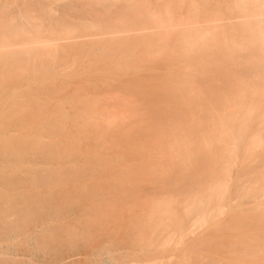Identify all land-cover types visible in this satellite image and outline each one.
Instances as JSON below:
<instances>
[{"label":"rangeland","instance_id":"1","mask_svg":"<svg viewBox=\"0 0 264 264\" xmlns=\"http://www.w3.org/2000/svg\"><path fill=\"white\" fill-rule=\"evenodd\" d=\"M225 5L223 0H0V18L17 16L19 19L25 11L33 10V15L40 17L38 21L43 24L41 30L35 32L43 43L33 44L39 53L37 58L26 60L28 56L23 55L21 61L11 67L0 64V120L3 102L9 98L13 108L37 101L44 107L45 115L52 114L54 103L61 104L69 115L68 131L78 139L80 152L103 143L112 158L104 166L85 164L73 158L65 164L47 159L35 150L24 162L14 165L8 175L18 178L30 175L35 181L49 175L51 179L44 178L45 182L68 189H77L89 181L101 187L120 182L127 195L124 198L117 195L113 203H117V220L121 225L117 238H126L131 215L146 209L152 195L150 188L156 190L161 186L148 180L144 171L151 164L159 169L167 161L172 134H181L180 127L185 128V121H196L200 116L202 111L196 108L197 102L208 98L214 105H231L236 95L228 94L225 89L227 79L232 89H236L239 81L246 82L247 85L239 86L244 88L255 80L251 75L245 77L242 71L252 66L258 68L253 63L259 64L255 55L262 54L260 46L247 41L249 35L242 32L244 28L225 25L226 17L232 15L227 14ZM46 9L51 11L46 12ZM122 17L134 22L126 26L120 21ZM246 25L244 30L250 32L248 22ZM254 32L255 27L250 35L252 39L261 40ZM202 34L204 37L198 44L206 43L204 50L192 49L188 43ZM30 45L14 47L21 49ZM206 49L217 51L208 54ZM233 58L236 63L232 64ZM27 61L40 70L46 66L44 70L49 72L32 77L16 69ZM222 96L224 100H220ZM237 99L244 100V97L237 96ZM85 113L114 119L112 125L103 124L99 128L104 139L101 140L100 133L91 126H84L85 131L78 133L81 114ZM52 129L51 123L43 127V135L38 133L42 135L41 142L49 146L52 142L66 140L63 133L44 135ZM8 134L13 138L20 136L16 130ZM261 150L259 148L257 153ZM75 166L83 167V175L68 180L64 173L65 183L54 182L56 171H68ZM4 169L0 158V191L6 188L2 179ZM138 169L140 174L137 175ZM230 178L229 187L235 176ZM227 195L230 204L224 202V210L237 202L232 191L227 190ZM136 202L140 206H136ZM86 203L57 211L59 219L43 222H26L21 212L9 211L5 215L0 211V235L10 234V228L16 225L20 230L18 235L8 239L0 236V264H50L49 254L41 255L37 245L44 236L55 234L61 239L64 230L76 229L77 223L84 225L89 211ZM206 227L205 224L199 231ZM102 239L103 235L96 242ZM21 247L27 248L26 251ZM90 248L89 244L80 250ZM171 253L168 249L164 261L179 259ZM101 257L82 253L75 256L83 264Z\"/></svg>","mask_w":264,"mask_h":264},{"label":"bare ground","instance_id":"2","mask_svg":"<svg viewBox=\"0 0 264 264\" xmlns=\"http://www.w3.org/2000/svg\"><path fill=\"white\" fill-rule=\"evenodd\" d=\"M223 1L227 14H232L226 17L225 25L246 29L248 22L250 32L244 29L242 32L248 33L247 41L251 45L260 46L262 54L255 55L259 64L253 63L258 70L252 66L242 71L247 75L245 77L251 75L255 80L250 87L244 88L239 86L247 85L246 82L239 81L236 89H232V83L227 79L225 89L228 94L236 95L231 105H214V101L208 98L197 102L196 108L202 111L200 116L196 121H185V128L180 127L181 134H172L167 161L159 169L151 164L144 171L148 180L162 187L156 190L150 188L152 195L147 207L131 215L126 238H117L121 225L117 220V203H113L117 195L122 198L127 195L126 188L120 182L101 187L89 181L77 189H68L45 182L44 178L51 179L49 175L40 176L36 181L30 175L24 178L8 175L14 165L24 162L28 154L35 150L47 159L65 164L73 158L85 164L107 165L112 158L103 143L81 153L78 139L68 131L71 124L69 115L61 104L54 103L52 114L45 115L44 107L37 101L31 100L19 108H13L11 98L3 102L0 158L4 163L5 175L2 179L6 188L0 191V211L5 215L9 211L21 212V218L26 222H43L59 219L57 211L78 206L83 201L87 202L85 206L89 208L84 225L77 223L76 229L64 230L61 239L55 234L44 236L37 245L41 255L49 254L50 264H83V261L75 258L81 253L102 256L88 264H130L131 261H135L131 264H264V0ZM25 13L19 19L17 16L0 18L2 65L11 67L21 61L23 55L30 60V57L37 58L39 54L33 44L41 43L40 36L35 33L43 27L38 21L41 18L34 16L33 10ZM120 21L126 26L134 22L128 17H122ZM254 27V34L260 35L259 41L250 36ZM203 37V34L199 35L187 43L192 49L204 50L206 43L198 44ZM26 43L31 45L21 49L14 47ZM216 51L208 49L206 52L215 54ZM235 59L232 64L236 63ZM45 67L40 70L27 61L16 69L35 77L40 73L47 75L49 71L44 70ZM237 96L244 97V100H238ZM221 98L224 100V96ZM81 115L78 133L85 131L84 126H91L100 133L101 140L104 134L99 128L103 124L114 123L113 118L104 115ZM49 123L53 129L44 135L63 133L66 140L52 142L49 146L41 142L43 127ZM11 130L18 131L20 136L10 137L8 133ZM41 132L42 135H38ZM115 133L117 135V129ZM259 148L262 150L257 153ZM83 170L80 166L68 171L58 170L53 180H58L57 184L65 183L64 173L68 175V180H74L83 175ZM232 176H235V181L229 187ZM227 190L232 191L237 202L224 210V202L230 204ZM138 203L135 205L140 206ZM205 224L207 229L199 231ZM19 232L16 225L10 228V234L0 236L8 239ZM102 235L103 239L96 242ZM89 244V250H80ZM181 246L182 249L179 248ZM20 249L26 251L27 248ZM168 249L172 251L171 255L179 259L164 261Z\"/></svg>","mask_w":264,"mask_h":264}]
</instances>
